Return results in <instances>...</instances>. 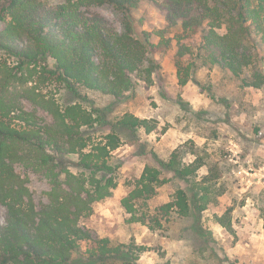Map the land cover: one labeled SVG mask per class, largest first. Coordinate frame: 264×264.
<instances>
[{
    "label": "trees",
    "instance_id": "16d2710c",
    "mask_svg": "<svg viewBox=\"0 0 264 264\" xmlns=\"http://www.w3.org/2000/svg\"><path fill=\"white\" fill-rule=\"evenodd\" d=\"M144 1L0 0V203L7 211L0 224V264H140L145 246L113 244L108 237L94 236L81 220L118 186L112 152L122 144L119 132L151 133L158 122L130 112L108 121L102 108L84 107L81 87L124 98L134 89L135 76L151 79L156 68L151 55L166 52L175 37L167 35L168 28L136 29L134 11ZM147 1L166 14L168 26L180 24L191 34L203 31L199 56L235 76L255 63L258 45L264 49V0ZM102 4L127 15L124 29L92 10ZM175 36L180 56L192 52L181 46L182 35ZM192 67L190 63L183 72L179 64L182 84ZM40 82H49L60 94L72 92L82 102L44 100L33 91ZM25 100L49 109L52 120L29 109ZM101 124H111L112 132L94 139L90 130ZM179 151L167 161L158 159L162 169L184 179L196 176L201 162L184 163ZM16 164L50 180L48 202L41 208ZM162 169L147 164L122 199L129 222L159 229L176 212L193 216L195 228L202 230V209L215 188L201 185L194 203L179 188L173 200L151 210L148 201L167 181ZM218 219L230 228L224 217ZM84 241L89 242L85 250Z\"/></svg>",
    "mask_w": 264,
    "mask_h": 264
},
{
    "label": "rangeland",
    "instance_id": "374dc122",
    "mask_svg": "<svg viewBox=\"0 0 264 264\" xmlns=\"http://www.w3.org/2000/svg\"><path fill=\"white\" fill-rule=\"evenodd\" d=\"M61 1L47 0L49 4ZM92 10L119 30L124 29L127 15L113 5H97ZM134 17L138 31L168 28L167 35L175 37L166 52L151 55L156 68L149 81L135 76L136 85L124 98L81 87L86 95L83 102L72 92L63 90L60 94L49 82H40L33 90L44 100L55 99L60 104L81 101L87 109L100 107L108 121L116 122L130 112L158 122L151 133L144 129L118 131L122 144L112 152L118 186L111 196L94 204L93 213L83 218L81 225L96 237L110 238L113 244L135 241L145 246L140 264H264V49L257 44L255 63L235 76L219 65L206 64L199 56L203 31L191 34L183 32L180 24L168 26L166 14L147 0L134 11ZM177 34L182 35L181 46L192 52L178 54ZM180 63L183 72L193 64L186 84L180 81ZM25 103L52 120L42 104L33 100ZM111 130V124H101L90 133L94 139H101ZM177 149L182 162H201L196 176L184 179L162 169L158 159L169 160ZM147 164L160 167L167 180L148 201L151 210L173 200L179 188L188 192L192 203L201 185L210 183L215 188L202 209V230L195 228L193 216L182 217L176 212L159 229L129 222L122 199ZM16 166L28 179L41 208L48 202L50 180L20 164ZM6 217V207L0 203V224ZM218 217H224L230 228ZM88 245L84 241L83 250Z\"/></svg>",
    "mask_w": 264,
    "mask_h": 264
}]
</instances>
